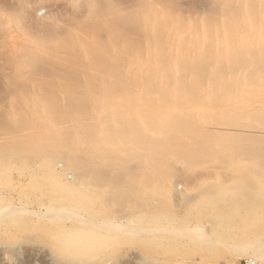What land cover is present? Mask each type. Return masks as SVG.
I'll use <instances>...</instances> for the list:
<instances>
[{"label": "rangeland", "instance_id": "rangeland-1", "mask_svg": "<svg viewBox=\"0 0 264 264\" xmlns=\"http://www.w3.org/2000/svg\"><path fill=\"white\" fill-rule=\"evenodd\" d=\"M26 1H28L27 3L30 5H28L24 17L20 20V25L29 35L32 34L35 37L41 34L43 35L44 32L47 31H44V29H48L46 27L57 20L60 21H57L60 24L59 26L62 27L64 25L63 28L71 26L72 22H76L77 24L74 23L72 26L76 25L75 27L78 28L80 25L79 28H83V30L86 28L84 31L87 29L92 30L93 28L94 31L95 29L98 30L97 27L99 28V25L101 26L103 23L100 21L101 19L96 21L93 17L91 19L90 17H85L87 14H85L86 9L84 8V0H78L77 4L71 0ZM139 1L141 2V0H93L95 7L98 8L97 11H100V13L102 11V13H113V9L117 10V12L122 10L121 12L123 13H116L118 16L122 14V18H116L118 16L114 12L116 16L113 15V19L107 17L110 20H107V23L112 27L113 25L115 27L118 25L121 32L124 29L121 35L124 37L126 36L128 40L131 39L127 41V45H133V42H135L133 45L134 48L132 45L130 47L132 51L134 49V54L137 51V55L139 54L142 57H145L147 53H152L154 55L155 53L151 49H154V46L157 45L156 43L159 41H165L163 43H165V45L167 44L168 48L166 47L167 45L165 47L171 49L174 53H178L175 50L180 48L179 45L183 48L186 44V47L183 48L186 51L181 49L182 53L193 55L202 54L201 64V59H195L197 60L195 65H197V63L200 64L199 67L197 65L195 68H202V73L199 78L202 77L204 81L201 79V83L203 84L200 88L196 87L197 90H201L202 95L200 94V98L198 97L200 102L192 99L197 106L200 105V109L195 107L198 109L197 111H199L200 115L194 110L196 104L193 106L194 103H187V108H184L188 109L189 106H193L192 109L189 108L192 111L194 110L193 112L189 110V118H192L193 115L192 119L194 121L195 119L201 121L199 122L200 124L197 125L191 119L197 126L201 125L209 135H216L217 137L222 135L226 137V135L232 134L240 138L250 137V139H253L252 141L255 142L256 139L258 142L260 139L263 147L261 144L259 147L258 145L254 148L250 147L248 149L252 150L247 149V153L245 147L240 149V153L239 151L237 152L236 149L232 150V148H227V150L229 149L231 151L228 153L223 148V155L225 154L224 151H226L225 156L227 158H224L223 155L221 156L220 153L222 151L219 150L215 153L216 155L220 154L217 158L218 161H215L217 156L214 154L216 156L215 158L213 157V159H215L213 160L214 163L212 160L210 161L208 159L206 161L204 158H199L195 163L193 161L194 165L188 163L192 166L187 165L183 168L185 164H182L183 166L177 164V172L175 176H172L171 182H164L160 185L152 183V186L154 185L153 188H157L156 190L160 189L164 194L168 191V195L170 194L169 198L166 196L167 194L164 195V198L165 196L167 197L166 199L160 195L161 197L156 199V204L154 203L155 199H148L149 196H146L150 195L151 197V193L142 196L144 195L143 191H155L153 189H147V187H145V189L144 186H142V179H139L141 178L140 174H142V172H139V176L137 174L139 177L138 179H132L135 182H130L128 179L129 177L123 179L121 178L122 174L119 176V173H122V171H124V175L125 173L127 175V172L122 170L123 168L120 169V172L116 170L117 172L114 173L115 175L112 172L113 175L111 174V177L109 175L110 173H107L108 175L106 174V172H109L105 171L107 169L104 170L100 168L102 173L100 172L101 170H99V173H94V171L91 170L90 172L86 167L87 169H85L88 170V173L91 175L88 176L89 174H87V172L85 173L84 169V174H87V178L78 183L79 187L77 185L71 192L59 190L58 186L60 187L62 185L68 187L72 181L74 182L75 175H73V171H71L70 168L68 170V167L63 163L64 161L62 160L64 158L62 159L56 156L51 162H47L42 158V155H46L48 152L53 151L50 146L47 148V146L43 144L44 133H42L43 129H41L42 131L40 130L41 127L43 128V120L41 119H43L44 116L43 110H41L43 108H41L42 102L44 100L45 102L46 100H51L53 97L54 99L52 101L58 100V104H66L67 99L65 102V96L66 98L68 97L65 92L71 91V94L74 93L73 102H75V105L79 106L77 108L79 111L77 110V114L75 113L77 115V117H75L77 118L76 120L81 122H77L78 127H83L84 125L82 124L87 122V126L85 125V129H83L87 131L86 128H88V125H92L90 119L93 120L95 117L94 114L96 113L95 109L98 105L97 102L105 99L103 92H115L114 95L117 100L121 98L119 99L121 102L129 100L134 103L140 102L139 104H142L141 100L145 96V92L143 87L139 86L138 88L137 85L133 88L132 86L131 88H126V86L131 85L128 81L123 83V85H119L122 86L121 89L119 86L116 87L119 89H114L115 86H113V84L108 85V87H106L107 85L99 84V87L96 83L88 84L81 81L79 83L77 81L78 77L82 75L84 69L79 67L77 69L76 67L77 70L74 71L75 69L72 68L75 67L73 66H71L70 69V66L66 65L67 63L64 62V59L62 63H55V61H52L55 59L54 53L48 48H42L40 50L41 56H36V60L30 63L25 53L20 51L21 46L27 43L26 35L23 36V33H20L21 29L9 19L10 12L14 10L13 8H17V2L16 0H0V264H64L71 259L69 256L71 252L76 254L77 258L82 256L83 258L81 257L80 259L82 263L87 262L89 264H243V262L248 259L253 260L256 264H264L263 261L255 259L251 255V250L246 247L250 240L255 239H261L260 241H262L264 247V223L260 222L258 225L248 228L249 230H253L250 232L247 231V227H241L240 230L237 229V226H234V224H231L229 221V219H233L238 215L259 214V216H262L264 213V210H262L263 208L261 209L260 207L261 210L257 208L260 202H258L259 191L264 185V163L260 165L261 162L259 163L255 160L257 156H261L264 159V35H250L247 37L246 35H243L245 37L242 35L230 37L229 35V39H233L229 41V39L226 38L227 33L224 30L226 26L224 27V25H222L227 22L225 20L232 12L230 8H233V12H237L239 15L238 17H240V14H242L240 12L243 9V14L247 13V11L248 13L251 11V14L259 13L260 10H258V8H260V6L256 5L255 8L249 4L250 10H247L248 5L245 6V4L249 1L243 0L242 3L246 2L243 5L239 0L240 3L236 1V3L234 2L235 4L230 5L229 8H224V10L220 8L221 4L218 0H147V2H153H148L152 5L149 4L150 10H154L152 11L154 13L151 12L150 14L152 22H156L155 20L162 22L161 19L165 21L169 19L170 14L165 15V11L168 8L174 12V14L172 13L173 16L171 15L172 19L170 18L171 20H168L169 25L166 21L164 28L168 33L170 29L172 30H170L171 36L170 34H166L165 37L162 36L163 39L158 41L155 40L156 38L154 36H147L150 39L152 38L151 40L148 39L150 41H147L146 36L144 38L142 37L144 36L142 32L143 29H141L142 31H137L141 26L136 25L135 28V24L141 23V19L133 16L136 15L137 7L141 4ZM73 4L75 5L73 6ZM153 4H158V6L162 5L161 7L165 4L164 8L167 9L164 11L163 15L169 18H164L162 13H160L163 8L160 7V10L157 5L154 6ZM106 6L109 8L112 7V12L109 8V11H106L104 9H107ZM134 7H136V9ZM155 8H157V11ZM263 8H260L261 11H263ZM158 10L160 11L158 12ZM169 10L166 11V13H168ZM221 10H223L222 12L224 14L230 12L222 20H220L223 16L220 15ZM41 11L44 12V14L39 16L38 13ZM155 11L158 15L155 14ZM124 12H129L130 16L127 17L128 13L126 14ZM131 14L133 15L131 16ZM175 16L178 18H174ZM180 16H182L181 18L184 16L186 18L182 20ZM130 17L134 19L136 23L134 20L131 21L133 23H130L127 19L129 18V20H131ZM195 17L197 18V20H194L195 23L194 21L191 22ZM202 18L204 19V23L202 22ZM210 18H214V24L212 20V24L208 23ZM78 19L80 20L77 21ZM86 20L87 22H84ZM112 20L114 21L113 23ZM125 20L127 22L126 26ZM142 20H144V18ZM103 21L106 23V19H103ZM196 21H198V23H196ZM88 23L89 27H87ZM128 23H130V25ZM191 23H193L194 26ZM103 24L100 29H103ZM120 24L124 25L123 27L125 28ZM176 24L180 27V31L176 29ZM195 24H198L200 27L197 28L198 25L195 26ZM204 24H211L210 27L212 31L210 30L211 28L208 27L209 25L207 26L208 30H205L207 27ZM83 25L87 26L85 27ZM202 25H204L205 28ZM216 25H218L220 29H216ZM193 27H196L195 30L199 29L201 33L199 41L198 39H194L195 41L191 43L190 40H193L194 37L198 38V35L195 36L194 34ZM209 30L211 33L207 34ZM101 31L100 35H105V30L103 29V31ZM217 31L222 35L220 36ZM184 33H186V35ZM175 34L176 36H174ZM215 34H218L220 38ZM182 35L184 38L181 37ZM210 35L211 37H209ZM23 37L25 38L23 39ZM185 37L188 39L186 40ZM190 37L192 39H190ZM138 38H142L143 40H138ZM179 40L183 41L185 44L183 45ZM139 42L143 44L140 43V45L138 44L136 46ZM195 42L199 43L197 44L198 46L200 45L199 48H196ZM230 43L232 46H230ZM192 44H194V46ZM172 45L175 46L173 47ZM135 49L137 50L135 51ZM141 49H143L144 52ZM203 49L205 51H202ZM181 50H179V52H181ZM156 51L158 52L159 50L157 49ZM207 52L208 54L204 55ZM49 53H52L53 56H49ZM159 53H161V51H159ZM43 54L47 56H43ZM149 54H147V56ZM155 56L158 57L157 54ZM148 57L151 56L149 55ZM79 69H82V71ZM86 73L88 74L89 72ZM124 73V77L128 78V73ZM208 76L209 79H212V83H206L211 82L208 80ZM197 85L199 86L200 83H197ZM61 88H64V90H61ZM194 89H192V92ZM197 90H194L192 95H197ZM63 91L65 92L63 93ZM118 94L121 95L119 96ZM55 96H57V98ZM43 98L44 100H42ZM193 98H195L194 95ZM143 104V106H146L145 103ZM202 104H206L202 106L203 110L206 106L208 108L204 110L207 112L201 115V112H203L201 111ZM33 109L37 112L35 113L32 111ZM32 113L34 114L33 116ZM87 114H90V116ZM38 115L42 117L40 118ZM39 121L42 123L41 125H39ZM32 129H34V131H32ZM82 132L80 131L79 134H83ZM85 133L86 134L83 135L89 136L88 132ZM38 139L39 142L41 141L42 143H39ZM45 148H47V150H45ZM256 148H259L261 152L256 150ZM254 150L255 152H253ZM250 151H252L253 153L251 152V154L254 155L253 157L251 155L252 158H250L249 155ZM256 151L258 152L256 153ZM82 153L81 151L77 154L79 155L78 157H80L79 160L84 158L85 154L83 155ZM231 153H235L234 157L230 155ZM38 155L41 156L39 157ZM244 155H246V157ZM54 159L55 161H53ZM226 159H230V161ZM184 169L186 170L184 171ZM53 170L56 173H53ZM104 171L105 173H103ZM92 172L105 181L107 179L109 182L111 180L114 183L118 180L119 182H117V184L119 185L123 183L126 185L128 184L131 189H134V186L131 184H136L137 182L135 188L138 189L140 185V187L144 189H139H142L140 191L141 196H139L141 198L137 200L136 204L140 203L141 206L143 203V207L137 206L136 209L138 208V210L133 209L129 204L130 197L128 198V196V199L123 196L124 200L116 203L113 196L109 194V188L107 189L108 185H106L107 187L103 185V187L101 184L103 181L101 182L100 179V181H98V178L95 179V175V177H92ZM90 177L92 178L90 179ZM113 177H115V181H113ZM90 180L93 182H90ZM94 181H96V183H94ZM121 181L123 183H121ZM91 183L94 184L91 185ZM123 188H125V186ZM77 189H79L80 192H78L79 190ZM230 190H232V193ZM88 194H91V196ZM232 194L233 196H231ZM154 196L156 195L154 194ZM143 197L146 198L142 199ZM175 197H184L186 201L181 203V201H176ZM103 199L105 201L107 199V201L105 202ZM142 200H144V202ZM146 202H148V204ZM125 203L126 206L124 205ZM119 204L120 208L122 205L124 210L117 207ZM162 204L164 206H161ZM114 205H116V208ZM151 209H153V211ZM14 210L17 212H24L20 224L18 222L12 224L10 221H7L14 214ZM42 214L43 220L36 218ZM52 214H55V216ZM9 216L11 217L9 218ZM31 224L36 225L37 228L35 227L36 229H33V227H29ZM37 224L40 226H37ZM256 227L257 231L255 230ZM258 228H260V230ZM233 229H237L241 233L238 234L239 231H233ZM69 230H77L79 233H86L85 235L88 237L87 241L83 242L81 245L78 244L77 247L72 250H68L64 247V236ZM233 232L236 233L233 234ZM248 236L250 239H248ZM241 254L245 255L243 256Z\"/></svg>", "mask_w": 264, "mask_h": 264}, {"label": "bare ground", "instance_id": "bare-ground-1", "mask_svg": "<svg viewBox=\"0 0 264 264\" xmlns=\"http://www.w3.org/2000/svg\"><path fill=\"white\" fill-rule=\"evenodd\" d=\"M71 1L76 2V4L78 2V0H71ZM218 1L221 4L220 8L224 9V8H229L230 5L235 4L236 1H237V3H240V2L242 3L243 0H240V2H239V0H218ZM16 2H17V8H13L14 10H12L10 12L9 19L13 22V24H15L16 26H18L21 29L20 33H23L22 34L23 36L26 35L25 37L27 38V40L26 39L25 40L27 41L28 44L26 43L24 46H21L20 51L25 53L27 58H29L28 61H30V63H33L34 60H36L35 59L36 56L37 57L41 56L40 50L42 48H48L52 53H54L55 59L52 61H55V63H58V62L62 63V61L64 59L65 60L64 62L67 63L66 65L70 66V69H71V66L75 67V68H72V69H75L74 71H76L78 69V67L84 69L83 71H82V69H79L82 71V75H80V77H78V80H77L79 83H80V81L86 82L88 84L89 83L90 84L96 83V85L98 84V86H99V84H104V85H107L106 87H108V85L113 84V86H115L114 89H119L116 87H118L119 85H123V83L128 81V83L131 85L126 86V88L127 87L131 88V86L133 88V87H136V85H137L138 88H139V86L143 87L144 92H145V94H144L145 96L143 95L144 97L141 100L142 104H139L140 102H138V103H134L133 101L130 102L129 100L128 101L124 100L125 102H123V101L121 102L119 100L121 98L117 97L118 100L115 98V95H114L115 92L114 93L103 92L105 99L97 102L98 105H97V108L95 109V112H96L94 114L95 117L93 120L90 119V121L92 122L91 123L92 125H90V124H89L90 126L88 125V128H86L87 131H84L83 129H85L84 128L85 125L87 126L86 121L88 119L85 121L86 123L82 124V125H84L83 127H81V126L78 127V124H77L78 121L76 120L77 118H75V117H77V115H76L77 110H78L77 108L79 106L75 105V102H73L74 93L71 94L72 93L71 91L70 92H67L66 90H65L66 92L63 91V93L64 92L67 93V97H68V98H66V96H65V102L67 99L66 104H58L57 103L58 100L52 101L54 99L53 97L51 98V100H46V102H45L44 98L42 99L44 101L42 102L41 108L42 107L43 108L41 110H43L44 116H43V119H41V120H43V128L41 127L40 130L43 129L42 133H44V135L41 132L40 133L43 135L44 146H47V148H49L48 146H50L51 149L53 150L52 152L51 151L48 152V154H46V155L44 154L45 152L43 153L44 155L41 154L43 156L42 158H44L45 161H47V162H51L53 158H56V156H59V158L61 157L62 159L64 158L62 160V161H64L63 163H65V165L68 167V170L70 168L71 171H73L72 172L73 175H75L74 182L72 181V183H70L68 185V187L67 186L65 187L62 185L60 187L58 186L59 190H63L64 192L73 191L77 187V185L80 181L82 182L83 179L87 178V174H89L88 170H86L87 168L89 169L90 172H91V170L94 171V173H96V172L99 173V170H101L100 168H103L104 170L107 169L105 171H109V172H106V174L110 173L109 175L111 177L115 172H117L118 170L120 172V169L123 168L122 170H125V172H127V175H126V173L124 175V171H122V173L118 172L119 176H121V174H122L121 178H123V179L126 177H129L128 179L130 182L131 181L135 182L132 179H138L139 178L138 176L140 174L139 172H142V174H140L141 178H139V179H142V186H144V188L147 187V189L155 190V191L152 190L153 192H149L150 190L148 192H147V190L143 191L144 195H142V196H145V194H150V193L152 194V196H154V194H155L156 196H154V197H152V196L150 197V195H146V196H149L148 199L149 198L152 200L155 199L154 203L156 204V199H158V197H161L160 195H162L164 198V195L167 194L166 196H168V198H169L170 194L168 195V191L166 192V194H164L163 192L160 191V189L156 190L157 188H153L154 185L152 186V183L153 184L155 183L156 185H158V184L160 185L164 182H168V181L171 182L170 180H172V176L176 175L177 167H178L177 164L178 165L179 164H181V165L185 164V166L182 165L184 168L187 165L189 166L191 163L193 164V161L195 163L197 161V159H199V158H201V159L204 158L206 161L208 159L210 161L211 160L213 161V160H215V159H213V157L215 158L216 156L217 157H216L215 161H218V159H217L218 156H220V154H221V156L223 155V148L228 153L230 151L229 149H231V148H232V150L236 149V151L237 152L239 151V153H240V149H243L245 147L246 148L245 151L247 153L248 150H252V149H248V148H250V147L254 148L255 146L257 147V145H258V147L260 146V144L262 142V141H260V139H259V142L256 139V142H257L256 143L255 141H252L253 139H250V137L249 138H244V137L240 138V137L234 136L232 134H230L228 136L226 135V137H224L222 135H220L218 137L216 135L215 136L209 135V133L206 132L204 130V128L201 127V125L197 126L198 124H200L199 122H201V121H198L197 119H195V117H194V119H195V121H194L192 119L193 115H192V118H189V115H188L189 110H191L192 107L196 104L195 101L196 100L199 101V98H200L201 90H197V88L198 87L200 88V86L203 84L201 82H202V80L204 81V79H202V77L199 78L201 76V73H202V70H201L202 68L201 69L195 68V67H197V65L199 67V65L201 64V61H202L201 55L202 54L201 55H198V54L193 55V54H189V53H182L181 49L186 47V44L183 41L179 40L183 45L185 44V46L183 48H181V45H179L180 48L178 47L179 48V49H177L178 51L175 50L178 53H174L171 49H167L168 45L166 44L167 45L166 46L165 43H163L165 41H163V42L159 41L158 43H156L157 45L154 46L155 47L154 49L150 48L152 51H154L155 54L153 55L152 53H150V54L147 53L151 57H148L149 55L147 56V54L145 55V57L144 56L142 57L139 54L137 55V53H138L136 51L137 49H135V51L137 53L135 52V54H134V49L132 51V48H130L132 44L130 46L127 45V41H130L131 39L128 40V38L126 36L124 37L121 35L123 33V30H124L123 28H125V27H123L124 25L120 24L123 27V28L121 27L123 29L121 32V29H119L118 25H116V27H115L112 24L113 25V27H112L111 25H109V23H107V20L110 21L107 17H110L113 19V15L118 16V14H116V13H120L122 10L120 11L118 9L119 11L117 12V10L113 9L115 14H116L115 15L114 12L113 13L106 12L109 10L112 12V9H111L112 7L109 8L108 6H106L107 9L104 8L106 10L104 12H106V13H102L103 11L101 10L102 11L101 12L102 14H101L100 11H97L98 8L95 7V3L93 2V0H84V6H85L84 8L86 9L85 14H87V15H85V17H87V18L90 17V19L93 17V18H95L96 21L101 19L100 21L103 23H104L103 19L104 20L106 19V21H105L106 23H104V24L102 23L104 26L103 29L105 30L104 31L105 35H103V36H102V34L100 35V31L101 30L103 31V29H100V28H102V24H101V26L99 25V28L97 27L98 30L95 29V31H94V28H93L92 30L87 29L86 31H84L86 28L83 30V28L82 29L79 28L80 25L79 26L77 25L78 28L75 27L76 25L72 26L74 23L77 24L76 22H74V23L72 22L71 26L63 28L64 25L62 27L59 26L60 24L57 22L59 20H57V21L52 22V23H50L51 21L49 22L50 25H48L46 27L48 29H44V31L47 30V31H45L46 33L44 32L43 35L41 34V35L35 37L32 34L29 35V33L26 32V30H24V28L21 27V25H20V20L24 17V15L27 11L28 5H30V4H28L27 3L28 1H26V0H16ZM139 2H137V3H139ZM148 2L153 3L151 1H148ZM148 2H147V0L146 1L141 0V2H140L141 4H139V6L137 7L136 15H133L134 13L131 14V16L133 15L136 18L141 19V23H139L140 25L135 24L136 23L135 20L131 19V17H130L131 20H129V18H127L128 21L130 23H133L131 21L134 20L135 28H136V25L142 27V28L140 27L139 28L140 30L138 29L137 31H142L141 29H143L142 32H143L144 36H142V37L144 38L146 36L147 41H150L152 39V38L151 39L148 38L151 36L152 37L154 36L156 38V39L155 38L154 39L157 41L160 39H163L162 36L165 37L166 34H168V35L170 34V36H171L170 32L172 30L170 29L171 31L169 30V33H168V31H166L164 28H165L166 21L168 24L169 21L172 19L171 15H172V13L174 14V12L169 10V8L168 9L164 8L165 4L163 7H161L162 5L158 6V4H155L158 6V8L161 7L164 9V10L162 9L163 11L161 10V8H160L161 11L158 10V12L160 11V13H162V15L164 14V11L166 9H167L166 11L169 10L170 13L169 12L166 13V11H165V15L170 14L169 17L171 19L168 16L166 17L163 15L164 18L166 17V19L169 18L170 20L167 19L165 21V20L161 19L162 22L157 21V20H155L156 22H152L150 19V14L154 10H150V6H149L150 3H148ZM247 2L248 3L244 2V3H246L245 6L248 5V8L244 6L245 8H247V10H250L249 4L251 6H254L255 8H256V5L260 6L261 9L264 7V0H247ZM244 3H242V4L244 5ZM135 4H136V2H135ZM74 5L75 4H73V6ZM108 8H109V10H108ZM134 8L136 9V7H134ZM260 8H258V10H260V12L257 14L256 13L251 14V11H249V13L247 11V13L243 14L244 13V12H242V11H244V9H243L240 12V13H242V14H240V17H238L239 15L237 12H233L234 11L233 8L232 9L230 8V10H232V12L231 13L229 12L230 13V14L228 13L229 15L224 14L222 12L223 10H221L220 15L221 16L223 15V16L221 17V19L220 18L219 19L222 20L226 17V15H228V18H226L225 21L230 22V23L225 22L226 23L225 24L224 20H223L224 24H222V25H224V27L226 26V28H224L225 32L227 33V34L225 33L226 38L229 39L230 37H232V36L235 37L236 35H242V36L246 35V37L250 36V35H252V36L253 35L254 36L255 35L263 36L264 35V8H263V11H261ZM155 9L157 11V8H155ZM135 11H133V12H135ZM156 11H155V14H156ZM121 13H123V12H121ZM124 13H126V12H124ZM127 13H128L127 17L130 16V13L129 12H127ZM152 13H154V12H152ZM155 14H154V16H155ZM217 14H218V12H217ZM75 15H77V14H75ZM75 15H74V17H75ZM156 15H158V14H156ZM121 16H122V14H121ZM121 16L119 15L116 18L119 19V17H121ZM67 17H66V19H67ZM176 17L177 16H175L174 18H176ZM181 17L182 16H180V18ZM143 18H144V20H142ZM185 18L186 17L184 16L181 19L184 20ZM238 18H241V19H238ZM123 19H124V14H123ZM138 19H136V20L139 21ZM181 19H178V20H181ZM79 20L80 19H78L77 21H79ZM158 20H159V18H158ZM194 20H197V18L196 17H195V19L193 18L191 22H193ZM207 20H209V19H207ZM211 20H212V23L214 24V22H213L214 18H210V21H208V23H211ZM72 21H73V18H72ZM120 21H122V20H120ZM84 22H87V20ZM113 22L114 21L112 20V23ZM202 22L204 23V19ZM205 22H207V21H205ZM117 23H118V21H117ZM126 23L127 22L125 20V26H126ZM130 23H128V24L130 25ZM194 23H195V21H194ZM196 23H198V21H196ZM191 24H193V23H191ZM211 24H208L209 26L207 24H204V25L206 27L207 26L210 27ZM218 24H219V21H218ZM197 25L195 24V26H197ZM204 25H202V26H204ZM83 26H85V25H83ZM184 26H185V24H184ZM193 26H194V24H193ZM205 26H204V28H205ZM216 26H217L216 29H218L219 26L218 25H216ZM87 27H89V23H88ZM174 27H175V25H174ZM198 27H200V26L198 25L197 28ZM208 27H207V29L205 28V30H208ZM195 28L193 27L192 29H194V34H195V36L198 35V38L197 37L195 38L192 35L194 38H193V40H190L191 43H193L195 41L194 39H198V41H199V36H200L201 31H199V29L195 30ZM176 29L177 30L179 29V31H180V27H178L177 24H176ZM210 30L212 31V28ZM210 30H209V32L207 31L208 32L207 34L211 33ZM135 31H136V29H135ZM218 32L219 31H217V33ZM177 33H178V31H177ZM173 34H174V32H173ZM184 34L186 35V33H184ZM218 34H215V35H218ZM219 35L221 36L222 34L220 33ZM219 35L217 36L218 38H220ZM229 35H230V37H229ZM127 36H129V35H127ZM174 36H176V34ZM188 36H191V35H188ZM207 36H205V37H207ZM25 37H23V39ZM181 37L184 38L183 35ZM209 37H211V35ZM243 37H245V36H243ZM133 38H135V37H133ZM166 38H164V39H166ZM139 39L141 40L142 38H138V40ZM148 39H150V40H148ZM185 39L187 40L188 38L185 37ZM190 39H192V38L190 37ZM155 40H154V42H155ZM166 40H169V39H166ZM209 40H210V38H209ZM209 40H208V42H209ZM232 40L229 39V41H232ZM140 43L143 44L142 42H139L136 44V46L138 44L140 45ZM195 43H196L195 46H197L196 48H199L200 45L199 46L197 45L199 43L198 42H195ZM134 44H135V42H133V45ZM192 45L194 46V44H192ZM203 45H204V43H203ZM210 45H211V43H210ZM230 46H232L231 43H230ZM146 47H147V45H146ZM169 47L171 48V45ZM133 48H134V46H133ZM207 48H208V46H207ZM209 48H210V46H209ZM157 49L159 51H161L162 54L159 53V51L157 52L156 51ZM188 49H189V47H188ZM141 50L144 52L143 49H141ZM173 50H174V48H173ZM179 50H181V52H179ZM183 50H185V49H183ZM197 51H199V50H197ZM197 51H196V53H197ZM202 51H205V50L203 49ZM52 53H49V56H53ZM156 54L158 55V57L155 56ZM160 54H161V56H160ZM206 54H208V52L205 53L204 55H206ZM43 56H47V55L43 54ZM204 57H203V60H204ZM206 57L209 58L208 56H206ZM197 58L201 59L200 64L197 63V65H195V62L197 61L195 59H197ZM76 67H77V69H76ZM125 68H126V71H125ZM205 70H203V71H205ZM91 71L92 72L94 71L95 73L94 72L92 73ZM86 72H89V73L87 74ZM124 72L128 73L127 74L128 78L124 77V75H125ZM80 74H81V72H80ZM125 79H127V80H125ZM208 80L211 81L212 79H209V76H208ZM197 83H200V85L198 86ZM206 83H212V81L206 82ZM119 87L121 89L122 86H119ZM123 88H124V86H123ZM192 89L197 90L198 94L197 95L193 94L195 98H193L192 93L194 92V90L192 92ZM55 90H57V89H55ZM61 90H64V88L63 89L61 88ZM111 91H113V90H111ZM116 92H118V91H116ZM56 93H57V91H56ZM208 94H209V92H208ZM118 95L120 96L121 94H118ZM55 97L57 98V96H55ZM196 97H197V99H196ZM46 99H47V97H46ZM58 99H59V96H58ZM63 99H64V97H63ZM192 99H195V101L193 102ZM198 101H197V103H198ZM59 102H60V100H59ZM143 103H145L146 106H143L144 105ZM187 103H191V104L194 103L192 107L189 106L191 109L189 107H188V109L184 108L187 106L186 105ZM40 104H41V102H40ZM203 105H206V104H202L201 107ZM195 107H198V109H200L199 108L200 105L197 106V104H196L194 106V110L196 111V113L198 112V114H199V111H197L198 109H196ZM206 108H208V107L206 106ZM206 108L204 107V110ZM209 109H210V107H209ZM34 110L35 109H33L32 111H34ZM204 110L202 107L201 111H203V112H201V115L204 112H207ZM82 112H84V111H82ZM88 112H89V110H88ZM207 114H209V113H207ZM33 115L34 114L32 113V116ZM74 115H76V116H74ZM88 116H90V114ZM196 116H197V114H196ZM38 117L41 118L42 116L38 115ZM191 119L197 125L194 124V122ZM79 120H81V119H79ZM82 120H83V118H82ZM78 123H81V122H78ZM41 124L42 123L40 122L39 125H41ZM32 131H34V129H32ZM80 131L81 132L83 131L82 132L83 134H86L85 132H88L89 136L79 134ZM35 132H36V130H35ZM38 142H39V139H38ZM263 144H264V142H263ZM261 146H262V144H261ZM262 147H260V148H262ZM47 148H45V150H47ZM227 148H229V149L227 150ZM219 150H221L222 152L220 154L216 155L215 153L218 152ZM256 150L261 152V150L259 148H256ZM81 151L83 152L82 154L83 155L85 154V155H84V158L79 160L80 157H78L79 155H77V154ZM226 151H224L225 154H226ZM258 151H256V153ZM251 152L252 151H250V153L248 152L250 155V158H252L254 156L251 154ZM253 152H255V150ZM49 153H51V154H49ZM225 154L223 156H224V158H227L225 156ZM232 154L233 153H231L230 155L234 157L235 153L233 155ZM80 155H81V153H80ZM249 155H248V158H249ZM251 155H252V157H251ZM244 156L246 157V155H244ZM255 160L259 163L261 162L260 165L262 163H264V159L261 156H257L255 158ZM53 161H55V159ZM227 161H230V159H228ZM130 162L132 165L130 164ZM128 163H129V165H128ZM188 163H190V164H188ZM198 163H199V161H198ZM213 163H214V161H213ZM255 164H256V162H255ZM190 166H192V165H190ZM50 167H52V166H50ZM183 168H182V170H183ZM84 169H85V173L87 172V174H84ZM185 170L186 169H184V171ZM105 171L103 173H105ZM54 172L55 171L53 170V173ZM100 172L102 173V170ZM112 172H113V174H112ZM117 174H116V176H117ZM137 174H138V176H137ZM182 174H184V173H182ZM90 175L91 174H89L88 176H90ZM94 175L96 176L97 174H93V172H92V177H95ZM123 176H125V177H123ZM92 177H90V179ZM177 177H178V175H177ZM97 178H98V181H100V180H101V182L103 181L101 183L102 186L108 185V187L107 186L106 187H107V189L109 188L108 189L109 194H110V196H113L114 200H116V203L124 200L123 196H125V198H127V196H128V198L130 197V201H129L130 203L129 204L131 205V207L133 209H136L137 206H140V203H138V204H136V203H137V200L139 198H141V197H139V196H141L140 191L144 188L140 187V185H139L138 189L135 188V185H137V182H136V184L135 183L131 184L134 186V189H131V188H129L128 184H127L128 185L127 186L122 181H121V183H123V184L119 185V184H117V182H119L118 180L113 183L111 180H110V182L107 179L105 181L104 179L100 178L99 176H96L95 179H97ZM114 178L115 177H113V181L116 180ZM55 181H56V179H55ZM86 181H89V180H86ZM104 181L105 182L108 181V182L105 183ZM129 181H128V183H129ZM90 182H93V181L90 180ZM94 183H96V181H94ZM94 183H91V185ZM167 184H169V183H167ZM124 186H125V188H123ZM78 187H79V185H78ZM96 187H97V185H96ZM140 188H142V189L139 190ZM88 189H90V188H88ZM77 190H79V189H77ZM81 191H82V189H81ZM74 192H76V191H74ZM78 192H80V190ZM87 192H88V190H87ZM230 192L232 193V190H230ZM101 193H103V192H101ZM159 193H161V194H159ZM227 193H229V192H227ZM224 194H225V192H224ZM88 195L91 196V194H88ZM172 195H173V193H172ZM166 196L164 199L167 198ZM225 196H226V194H225ZM231 196H233V194ZM145 198L146 197H143L142 199H145ZM258 198H259L258 202L259 201L260 202H259V207H257V208L260 209V207H261V209L263 208L262 210H264V185L262 186V188L259 191ZM107 199H106V201H107ZM175 199H176V201H181V203L186 201V198H184V197H180V198L175 197ZM175 199H173V200H175ZM142 201L144 202V200H142ZM108 202H109V200H108ZM112 202H114V201H112ZM146 203L148 204V202H146ZM163 204L161 206L165 205V204L164 205ZM122 205H123V203H122ZM122 205H121V208H120V204L117 205V207H119L121 210H124ZM124 205L126 206V203ZM114 206L116 208V205H114ZM141 206L143 207V203ZM148 207H150V206H148ZM144 209H146V208H144ZM157 209H158V207H157ZM136 210H138V208ZM151 210L153 211V209H151ZM14 211L15 212H13L14 214L12 215V217L9 216V218L10 217L11 218L7 221H10L12 224H15L17 222L20 224V220H21L22 214L24 212H20V211L17 212L16 210H14ZM52 215L55 216V214H52ZM246 215H238L237 217L235 216L233 219H229V221L231 222V224H234V226H237V229H239V230L241 227H247V229H248V228H251L255 225H258L260 222L264 223L263 222L264 221V213L262 216H259V214L258 215L249 214L247 216ZM42 216H43V214L40 215L39 217H36V218L43 220ZM41 220H40V222H41ZM229 225H230V223H229ZM37 226H40V225L37 224ZM29 227H31V228L33 227V229H34L36 227V225L31 224V225H29ZM225 227H227V226H225ZM237 229L236 230L233 229V231L238 232L239 230H237ZM258 229L260 230V228H258ZM251 230L252 229H250V230L248 229L247 231L251 232ZM255 230L257 231V227ZM247 231H246V233H247ZM230 232H231V230H230ZM16 233H17V231H16ZM234 233H236V232H233V234ZM239 233H241V232L239 231L238 234ZM85 234L86 233H79V232H77V230H71V231L69 230V232L64 236V242H65L64 247L67 248L68 250H72L75 247H77L78 244L79 245L83 244V242H86L87 238H88ZM248 237H246V238H248ZM248 239H250V237ZM260 240L255 239V240H250V242L248 240L249 243H247L248 246L246 245V247H247V249L251 250V255L255 259H258V260L264 262V247L262 245V241H260ZM84 245H86V244H84ZM80 249H83V248H80ZM241 255L244 256L245 254H241ZM69 256L71 257V259H70L71 261L70 260L66 261L67 263L63 262L64 264H89L87 262L82 263L80 261L82 256H80V258H77L76 254H74L72 252L70 253Z\"/></svg>", "mask_w": 264, "mask_h": 264}, {"label": "built area", "instance_id": "built-area-1", "mask_svg": "<svg viewBox=\"0 0 264 264\" xmlns=\"http://www.w3.org/2000/svg\"><path fill=\"white\" fill-rule=\"evenodd\" d=\"M43 14L44 12L42 11L38 13L39 16H42ZM243 264H256V263L253 260L248 259V260H245Z\"/></svg>", "mask_w": 264, "mask_h": 264}]
</instances>
